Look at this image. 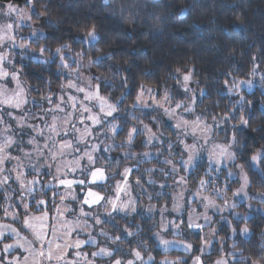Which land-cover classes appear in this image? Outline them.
Listing matches in <instances>:
<instances>
[{"label": "clouds", "instance_id": "obj_1", "mask_svg": "<svg viewBox=\"0 0 264 264\" xmlns=\"http://www.w3.org/2000/svg\"><path fill=\"white\" fill-rule=\"evenodd\" d=\"M262 110L264 0H0V264H264Z\"/></svg>", "mask_w": 264, "mask_h": 264}, {"label": "trees", "instance_id": "obj_2", "mask_svg": "<svg viewBox=\"0 0 264 264\" xmlns=\"http://www.w3.org/2000/svg\"><path fill=\"white\" fill-rule=\"evenodd\" d=\"M226 6L223 8V9H220L219 10V16H220V19H218V22H217V25L216 27L218 28V30L223 34V37L226 38L231 30V25H229L227 28L225 27L224 25V21H223V12L226 11ZM254 23H257L259 24L260 21L259 19H257L256 21H253ZM257 91H259V89H257ZM264 111V110H262Z\"/></svg>", "mask_w": 264, "mask_h": 264}, {"label": "snow or ice", "instance_id": "obj_3", "mask_svg": "<svg viewBox=\"0 0 264 264\" xmlns=\"http://www.w3.org/2000/svg\"><path fill=\"white\" fill-rule=\"evenodd\" d=\"M0 227H2V226H0ZM35 227L37 228V230H40V229L44 228L45 225L40 224L39 222H37V224L35 225Z\"/></svg>", "mask_w": 264, "mask_h": 264}, {"label": "rangeland", "instance_id": "obj_4", "mask_svg": "<svg viewBox=\"0 0 264 264\" xmlns=\"http://www.w3.org/2000/svg\"><path fill=\"white\" fill-rule=\"evenodd\" d=\"M173 250H175V249H173Z\"/></svg>", "mask_w": 264, "mask_h": 264}]
</instances>
